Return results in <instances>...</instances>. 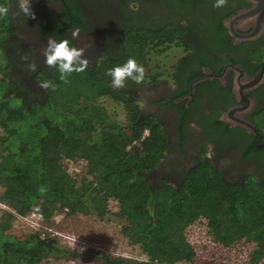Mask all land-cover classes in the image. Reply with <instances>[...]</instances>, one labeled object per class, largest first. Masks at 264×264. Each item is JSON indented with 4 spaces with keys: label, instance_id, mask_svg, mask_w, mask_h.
Segmentation results:
<instances>
[{
    "label": "trees",
    "instance_id": "obj_1",
    "mask_svg": "<svg viewBox=\"0 0 264 264\" xmlns=\"http://www.w3.org/2000/svg\"><path fill=\"white\" fill-rule=\"evenodd\" d=\"M0 5L10 9L9 0H0ZM187 30L177 22L137 24L123 33L121 53L73 73L69 83L62 82L54 68L38 71L39 82L50 80L56 85L38 96L13 79L8 56L4 66L0 63V185L4 187L0 201L20 214L37 211L50 222L60 211L105 219L115 200L118 210L114 214L123 221L121 233L148 257L139 261L90 248L72 250L56 236L14 230L15 215L5 210L0 215V264H40L51 257H88L106 264H193L195 246L169 224L199 219L206 221L217 244L254 243L249 263L264 262V179L250 176L242 183L227 181L205 157L177 184L166 178L152 184L150 175L171 146L168 132L155 116L143 113L137 99L128 95L127 86L112 88L106 75L129 58L146 68L152 53L172 48L187 52L181 62L195 60ZM14 31L10 9L9 16L0 19L1 50L5 51V41ZM204 64L208 62L202 59L198 73L187 84L198 77ZM104 97L123 107V117L108 111L99 101ZM222 126L215 121L208 128L214 135ZM52 141L57 142L58 157L46 159ZM254 146H248L245 157ZM66 158L84 160L85 173L71 174L63 161ZM40 187L47 190L45 194L38 192Z\"/></svg>",
    "mask_w": 264,
    "mask_h": 264
},
{
    "label": "flooded vegetation",
    "instance_id": "obj_2",
    "mask_svg": "<svg viewBox=\"0 0 264 264\" xmlns=\"http://www.w3.org/2000/svg\"><path fill=\"white\" fill-rule=\"evenodd\" d=\"M9 3L15 24L5 41L10 74L37 96L44 91L35 76L47 68L43 48L49 36L66 39L78 30L79 38L71 43L85 48L89 64L95 65L121 53L123 33L137 24L187 26L195 60L181 62L187 54L183 51L172 71L148 72L138 90L132 81L127 83L128 95L144 114L158 119L171 141L150 175L152 184L163 178L177 184L205 157L227 181L264 179L263 0H227L219 8L213 6L215 0H30L34 19L16 15L18 0ZM202 59L208 64L187 84ZM31 63L37 64L36 72L28 70ZM215 121L225 126L212 135L208 127ZM253 144L257 146L245 157Z\"/></svg>",
    "mask_w": 264,
    "mask_h": 264
},
{
    "label": "rangeland",
    "instance_id": "obj_3",
    "mask_svg": "<svg viewBox=\"0 0 264 264\" xmlns=\"http://www.w3.org/2000/svg\"><path fill=\"white\" fill-rule=\"evenodd\" d=\"M7 49H0V63L4 66L7 63ZM183 54V51L177 48L169 49L160 54L152 53L148 65L145 68V74L148 72H170L177 59ZM147 81L136 84V90L143 87ZM108 111L115 117L121 118L124 115L123 107L110 98L104 97L99 100ZM0 127V134L2 133ZM46 159L58 157L57 142L49 143L47 147ZM67 170L74 176L80 177L85 173V161L82 159H64ZM4 187L0 185V194ZM6 204L0 201V215L7 210ZM111 213L105 218L100 219L95 214H78L68 216L64 211L58 212L47 224L57 231V238L62 246L69 247L79 252L87 248L103 252L111 256H120L132 258L139 261H147V256L142 252L138 245L131 244L121 233L123 221L117 217L114 212L118 210V203L115 200L110 202ZM174 229L181 230L185 239L193 244L197 249V256L193 264H248V254L254 248V243L241 241L235 245L224 248L215 245L209 238L207 228L201 221H193L183 225L181 222L169 224ZM14 230L28 232L22 226L14 221ZM83 241L85 243H83ZM40 264H106L88 257L68 259L66 257H51L45 259ZM187 264V263H186ZM264 264V262H263Z\"/></svg>",
    "mask_w": 264,
    "mask_h": 264
},
{
    "label": "clouds",
    "instance_id": "obj_4",
    "mask_svg": "<svg viewBox=\"0 0 264 264\" xmlns=\"http://www.w3.org/2000/svg\"><path fill=\"white\" fill-rule=\"evenodd\" d=\"M227 4V0H215L214 7H222ZM18 12L16 15L23 14L25 17L35 18L31 10L30 0H18ZM9 7L0 5V19L9 16ZM79 38V31L74 30L70 38L57 39L49 36L45 47L43 48L44 64L47 68H54L59 72V79L64 83H69V77L73 73H82L86 71L89 65V59L86 56V49L83 47L73 46L72 40ZM30 72H36L38 66L31 63L28 66ZM145 68L134 58H129L124 64L116 65L107 70L106 75L111 78V87L114 89H124L128 81L140 84L145 78ZM39 87L44 90L55 89L56 85L50 80H44L39 83ZM44 187L38 188L40 194H45Z\"/></svg>",
    "mask_w": 264,
    "mask_h": 264
},
{
    "label": "built area",
    "instance_id": "obj_5",
    "mask_svg": "<svg viewBox=\"0 0 264 264\" xmlns=\"http://www.w3.org/2000/svg\"><path fill=\"white\" fill-rule=\"evenodd\" d=\"M147 133H148V131L145 132V134H147ZM4 206L7 208V210L11 211L15 215L14 221L19 223L23 229H28L29 230L28 232H39V233H41L42 237H45L47 235L57 236L58 232L54 231L52 229V227H50L47 224V221L44 219V216L42 214H40L39 212L31 211L27 214H20L17 211H15L14 209L10 208L9 206H7V205H4ZM197 221H200V222L202 221L204 223V225L207 228L208 236H209L210 240L215 245L224 247L220 244H217L216 242H214L212 240V238L208 232V227H207L206 221L204 219H199ZM83 243H85V242L83 241ZM224 248H228V247H224ZM196 251H197V249H196ZM146 260H148V257ZM177 264H186V263L181 262V263H177ZM187 264H190V263H187ZM248 264H250L249 261H248ZM261 264H263V263H261Z\"/></svg>",
    "mask_w": 264,
    "mask_h": 264
},
{
    "label": "water",
    "instance_id": "obj_6",
    "mask_svg": "<svg viewBox=\"0 0 264 264\" xmlns=\"http://www.w3.org/2000/svg\"><path fill=\"white\" fill-rule=\"evenodd\" d=\"M263 1H264V0H263ZM263 75H264V66H263V69H262L261 76H263ZM246 124H247L250 128H252L253 130L256 129V127H255L253 124H251V123H249V122H246Z\"/></svg>",
    "mask_w": 264,
    "mask_h": 264
}]
</instances>
